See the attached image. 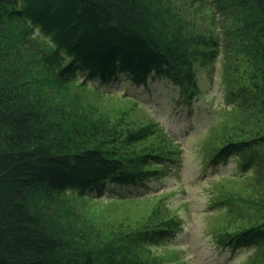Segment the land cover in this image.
Masks as SVG:
<instances>
[{
    "label": "trees",
    "instance_id": "obj_1",
    "mask_svg": "<svg viewBox=\"0 0 264 264\" xmlns=\"http://www.w3.org/2000/svg\"><path fill=\"white\" fill-rule=\"evenodd\" d=\"M199 68L223 94L205 163L240 172L211 180L207 232L264 264V0H0V264H186L151 248L182 229L175 190L144 183L179 143L92 81L157 76L190 100Z\"/></svg>",
    "mask_w": 264,
    "mask_h": 264
},
{
    "label": "rangeland",
    "instance_id": "obj_2",
    "mask_svg": "<svg viewBox=\"0 0 264 264\" xmlns=\"http://www.w3.org/2000/svg\"><path fill=\"white\" fill-rule=\"evenodd\" d=\"M219 16L216 13L218 21ZM216 67L218 72L219 62ZM197 73L202 91L193 95L190 100L182 99L178 96L175 85L157 76H150L144 83L135 85L123 74H119L115 80L100 83L94 79L92 84L104 91L133 96L138 107L145 112L144 115L157 120L179 143L181 154L173 163L176 164L175 171L164 172L163 177L144 183L150 191L175 190L172 199L178 205L177 212L183 217L182 229L175 236L151 245V248L156 252H163L175 247L186 264H239L252 248L220 247L207 232L208 224L221 211L217 206H208L211 180L219 175L240 172L237 155H231L227 161L217 165L205 163L203 146L222 119L223 94L217 73L211 80L204 69L199 68ZM247 172L251 173L252 170ZM121 188V192L135 190L134 187ZM117 191L119 190L111 188L107 195L111 196Z\"/></svg>",
    "mask_w": 264,
    "mask_h": 264
},
{
    "label": "bare ground",
    "instance_id": "obj_3",
    "mask_svg": "<svg viewBox=\"0 0 264 264\" xmlns=\"http://www.w3.org/2000/svg\"><path fill=\"white\" fill-rule=\"evenodd\" d=\"M200 88H201V86H200ZM102 90H103V89H102ZM201 91H202V90H201ZM112 93H114V92H112ZM112 93H111V95H113ZM200 93H201V92H200ZM198 94H199V93H198Z\"/></svg>",
    "mask_w": 264,
    "mask_h": 264
}]
</instances>
